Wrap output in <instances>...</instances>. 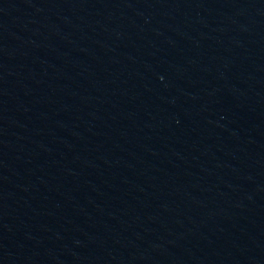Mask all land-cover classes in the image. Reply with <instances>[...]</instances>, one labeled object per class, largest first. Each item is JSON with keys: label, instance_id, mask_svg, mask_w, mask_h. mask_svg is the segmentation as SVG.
Returning a JSON list of instances; mask_svg holds the SVG:
<instances>
[{"label": "water", "instance_id": "obj_1", "mask_svg": "<svg viewBox=\"0 0 264 264\" xmlns=\"http://www.w3.org/2000/svg\"><path fill=\"white\" fill-rule=\"evenodd\" d=\"M0 264H264V0H0Z\"/></svg>", "mask_w": 264, "mask_h": 264}]
</instances>
